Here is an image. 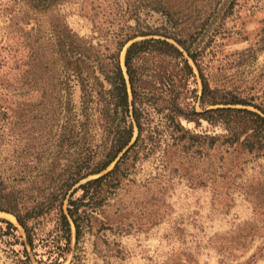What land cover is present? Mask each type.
Returning <instances> with one entry per match:
<instances>
[{
	"label": "rangeland",
	"instance_id": "1",
	"mask_svg": "<svg viewBox=\"0 0 264 264\" xmlns=\"http://www.w3.org/2000/svg\"><path fill=\"white\" fill-rule=\"evenodd\" d=\"M197 1L202 2L175 0L184 23L198 17ZM232 1L222 0L194 47L212 87L264 99V0H235L227 13ZM146 2L0 0V188H31L32 196L40 197L62 182L72 157L96 152L98 136L90 146L81 138L72 146L68 139V90L58 75L55 37H63L69 26L97 44L127 22L132 4L145 10ZM159 17L142 11L141 22L158 24ZM198 84L201 88L200 78ZM153 115V138L122 185L108 193L96 214L95 234L86 232L78 245L74 236L61 264H264V155L222 146L209 156L183 157L195 176L164 167L167 122L160 113ZM188 126L223 132L206 121ZM0 217L19 226L11 213L0 211ZM52 225L43 222L44 230ZM17 233L25 238L21 226ZM13 240H0V264H27L19 253L22 245ZM27 247L30 264H47Z\"/></svg>",
	"mask_w": 264,
	"mask_h": 264
},
{
	"label": "trees",
	"instance_id": "2",
	"mask_svg": "<svg viewBox=\"0 0 264 264\" xmlns=\"http://www.w3.org/2000/svg\"><path fill=\"white\" fill-rule=\"evenodd\" d=\"M146 1L145 10L132 4L127 22L97 44L69 26L63 37H55L58 75L68 90V139L72 146L78 138L90 146L98 136L97 149L72 157L62 182L40 197L32 196L31 188H0V211L13 214L25 232L22 238L18 225L0 217V240L5 242L8 236L15 239L12 244L22 245L19 253L24 263L32 260L27 244L36 255H43L40 261L61 264L74 236L78 245L86 232L95 234L96 214L108 193L122 185L146 140L153 138L155 113L167 122L169 140L161 157L164 167L180 168L195 176L183 157L208 155L222 146L264 155V99L212 87L201 53L194 47L222 0L197 1L198 17L190 24L184 23L175 0ZM235 3L231 2L227 13ZM142 11L159 13L158 24L143 25ZM262 41L264 49V38ZM62 91L57 96L60 104ZM238 104L244 107L232 106ZM203 121L222 126L223 132H200L188 126ZM92 174L99 175L74 187ZM44 220L53 223L48 230H44ZM93 244L100 252L97 241ZM39 247L44 250L39 252Z\"/></svg>",
	"mask_w": 264,
	"mask_h": 264
},
{
	"label": "water",
	"instance_id": "3",
	"mask_svg": "<svg viewBox=\"0 0 264 264\" xmlns=\"http://www.w3.org/2000/svg\"><path fill=\"white\" fill-rule=\"evenodd\" d=\"M16 218V217H15ZM25 233V232H24Z\"/></svg>",
	"mask_w": 264,
	"mask_h": 264
}]
</instances>
